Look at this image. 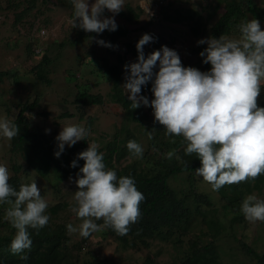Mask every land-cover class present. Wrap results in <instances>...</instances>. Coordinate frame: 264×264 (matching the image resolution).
Here are the masks:
<instances>
[{
    "label": "clouds",
    "instance_id": "clouds-1",
    "mask_svg": "<svg viewBox=\"0 0 264 264\" xmlns=\"http://www.w3.org/2000/svg\"><path fill=\"white\" fill-rule=\"evenodd\" d=\"M150 3L141 4L149 16L152 15ZM123 4L124 0H94L92 3L72 0V28L98 34L115 31L118 25L114 16L105 17L104 11L118 14ZM238 28V38L221 35L218 39L210 37L198 41V44H207L199 55L203 63L211 65L209 71L184 67L178 53L167 46L145 57L143 47L153 39L149 34H143L136 45L137 62L125 65L130 74L123 88L128 93L131 108H139L141 104L150 106L154 121L164 127L166 135L182 137L185 154H195L200 160L201 166L195 169V174L214 191L225 185L255 180L264 174V107L258 106L264 86V30L255 18L242 21ZM97 43L111 47L103 40ZM157 64L158 71L154 72ZM149 81L154 96L150 102L140 95L141 87ZM19 131L11 119L0 118V135L11 140ZM148 134L151 138L152 132ZM87 135L83 126H63L56 137L59 149L56 157L64 151L65 145L71 147ZM88 145L78 154L84 164L75 179L78 190L74 192L71 206L81 223L78 229L72 224L66 227L71 233L79 231L85 238L102 228H111L117 235L126 236L130 226L140 218L139 206L145 197L137 190L133 178H118L114 170L106 168L104 154L98 151L97 144ZM126 147L135 157H143L144 149L135 140H129ZM165 156L171 160L176 152L169 151ZM71 166L77 167V161ZM2 204L9 206L5 219L16 230L10 250L13 254L24 253L32 245L28 229L38 232L49 222L48 203L35 180L20 185L18 191L14 189L9 184L7 167L0 164ZM240 211L251 223L264 222V199L255 194L247 195ZM20 258L27 260L28 256Z\"/></svg>",
    "mask_w": 264,
    "mask_h": 264
},
{
    "label": "trees",
    "instance_id": "trees-1",
    "mask_svg": "<svg viewBox=\"0 0 264 264\" xmlns=\"http://www.w3.org/2000/svg\"><path fill=\"white\" fill-rule=\"evenodd\" d=\"M38 0H23L24 6L21 5L22 0H8L7 7L13 9V24L20 23L28 13L35 7ZM45 3L47 0H40ZM223 11L217 16L212 25L207 27L206 18L198 11H190V31L194 36H202L208 34L210 37L219 38L221 35L229 37L234 27L241 21L248 20L247 12L252 15L251 18L264 17V8L258 6L253 0H221ZM63 3L71 4L72 0H63ZM153 9L152 15H148L141 4L137 2L133 7L126 5L124 10L118 13L123 22L116 23L117 30H105L102 33H89L83 29L76 28V38L62 39L59 45L76 44V42H87L93 36H99L94 39L96 44L98 40H103L111 47L103 46L104 51L101 53L91 54L84 49L81 65L89 67L91 70L98 69V76L102 77L110 84L109 97L113 103L119 105L122 110V118L126 123H122L117 130L116 136L108 141L104 150H99L104 154V163L107 169L116 172L117 177L129 176L134 179L137 190L140 191L145 199L140 203V218L137 223L130 226V231L126 236H120L111 228H102L99 234L102 237H112L121 249L142 250L149 248L151 241L159 240L161 242H170L171 240L181 245L184 236L192 233L193 228L198 229V234L194 239L187 243L185 249L177 250L180 254L178 264H225L221 259V248L219 238L226 233L225 222L217 218L216 209L211 210L212 216L205 218L208 212L207 207L211 205L210 195L206 191L198 188L195 178V169L201 166L200 160L195 156L186 155L183 138L180 136H168L165 134L164 127L154 121L153 111L150 106L141 104L139 108L132 109L131 101L125 94L123 88V80L130 73L126 71L125 65L137 62L138 52L136 45L141 37H130L131 29L127 24L136 23L142 14H145L150 24L155 15L168 4ZM21 5V6H19ZM20 8L19 10H17ZM74 10L71 11V15ZM206 15V14H205ZM166 18L172 21H182L183 17L168 16ZM263 30V29H262ZM152 41L144 45L143 52L145 57L153 51L160 50L165 46L166 40L161 35L153 34ZM37 44V39H35ZM125 46L124 51H120V45ZM207 47V44H200L192 51L198 53L197 63L194 67L202 66L203 70L209 71L210 64L203 63V58L199 55ZM28 57L36 56V63L30 68V72L46 84H50L51 80L48 73L52 72L51 66L59 63L58 54H52L46 51V48H40L38 51L34 48L30 49L29 45ZM81 51V50H80ZM79 67H72L73 73H76ZM97 71V70H96ZM73 73L69 74L73 77ZM17 75V73H15ZM14 76L12 67L10 69L0 70V82L6 77L10 82H18V75ZM104 80H101L104 81ZM104 81V82H105ZM103 83V82H102ZM77 84V83H76ZM101 84V83H99ZM91 84L84 85L75 94V103L82 105H101L103 103L104 94L101 92L91 93L89 91ZM152 82L149 81L141 87L140 95L148 98L149 102L154 98L151 91ZM264 86L258 99V106L264 107ZM38 98L32 102L19 103V110L13 122L19 127L20 131L17 136L11 139V149L18 151L28 167L41 177L49 174L53 168L59 175L60 179L69 177H77L84 161L78 159V154L88 148V139L78 141L75 145L65 146L64 151L57 158L55 153L59 150L58 143L51 140L43 129L32 127L29 122L28 114L38 107ZM69 115L70 114H66ZM92 118L86 119L84 127L88 131ZM135 124H148L145 128V137H147L148 147L143 153L142 158H134L127 163L120 164V160L127 156L134 155L129 152L126 145L129 140H137V132L130 128L128 122ZM152 131V137L149 138L148 132ZM153 129H155L153 131ZM136 133H135V132ZM175 140V143L172 141ZM175 150L176 156L171 160L167 159L165 154ZM177 156L179 159H177ZM77 161V167H72L73 161ZM14 173L9 176V184L19 190L22 185L21 178L18 174L20 165L12 166ZM182 185L171 183V180L178 181L182 176ZM181 181V180H180ZM264 181V175H260L250 184V181L238 184L225 185L218 191L220 199L227 201L228 208L233 212L230 224L233 226L239 221L237 210L241 207V194L237 191L243 187L244 192L250 194L252 189L259 188V183ZM238 188V189H239ZM230 192V195L228 194ZM243 198V197H242ZM5 205V204H2ZM205 205L206 208H203ZM239 205V206H238ZM67 204L58 202L49 205L46 214L50 219L56 217ZM198 216L204 217L200 222L197 221ZM49 219L48 224L38 232L29 228L32 245L29 250H25L21 254H13L10 250L11 241L15 235V229L11 224L2 219L0 212V264H80V258L74 257L70 249L66 245L68 240L67 228L64 223L53 222ZM103 224V221H96ZM179 241V242H178ZM243 248L247 254L254 258V264H264V251H258L248 246L245 241H241ZM21 255H27V260H22ZM157 254L153 252H145L141 264H159L156 260ZM178 256V255H177ZM83 261V260H82ZM82 264H115L111 257L102 259L87 258Z\"/></svg>",
    "mask_w": 264,
    "mask_h": 264
},
{
    "label": "rangeland",
    "instance_id": "rangeland-1",
    "mask_svg": "<svg viewBox=\"0 0 264 264\" xmlns=\"http://www.w3.org/2000/svg\"><path fill=\"white\" fill-rule=\"evenodd\" d=\"M142 1L144 0H124L122 10L126 8L127 4L133 7L136 6L137 2L145 4ZM220 1L168 0L169 3L161 12L155 15L150 24H146L148 20L145 14H142L136 23L127 24L131 29L130 37H142L143 34H159L166 40L165 46L178 53L184 67H194L193 65L197 63L198 53H194L192 50L200 45L198 44L199 40L210 38V36L208 34L198 37L193 35L190 31V11L195 10L203 15L206 18L207 27H209L224 9ZM253 1L256 5L264 8V0ZM92 2L94 0H89V3ZM7 3L8 0H0V70L12 67L14 76L16 75L15 73L18 75V82H10L6 77L0 82V118L6 117L13 121L19 110V103H29L38 98L39 106L28 114L32 127L43 129L52 141L57 142L56 137L63 126L80 125L84 127L86 119L91 117L90 129L87 131L88 135L86 138L89 144L95 143L98 145L99 150H104L107 142L116 136L117 130L122 123H126V120L124 121L122 118V110L119 105L113 103L109 97L110 84L98 76L99 68L91 70L80 63L83 59L84 49H88L87 52L90 54L91 51L94 53H102L104 51L102 45L94 42V39H99L100 35L97 37L93 36L84 43L76 42L73 45H59L60 40L74 39L77 35V30L72 28L71 23L74 18V14L71 15V11L74 10L72 3H63V0H47L43 3L38 0L36 8L34 7L17 24H13L14 11L7 7ZM21 5L24 6L23 0ZM166 15H180L183 19L175 22L166 18ZM104 16H114L116 23L123 22L119 14H113L107 9L104 11ZM246 16L248 20L252 19V15L248 12ZM255 19L259 20L261 29L264 30V17H256ZM239 35L237 25L232 30L229 38H238ZM35 39H37V44H35ZM28 45L30 49L34 48L38 51L40 48H46L49 53L59 55V63H56V66L52 65V72L48 73L51 80L50 84L40 81L30 72V68L36 63L37 57L35 55L27 56ZM124 48L125 46L121 44L119 50L123 52ZM72 67H79L76 73H73ZM194 68L202 72L205 71L200 65ZM153 71H158V64ZM71 73H73V77L69 76ZM101 80L105 82L102 81V83ZM89 83L91 84V87H89L91 93L99 91L104 94L101 105L80 106L75 103L74 96L76 92ZM124 92L128 95L125 89ZM261 98L264 99L263 96ZM150 113L153 114V111H150ZM66 114H70V116ZM128 125L137 132L138 143L145 151L148 147V141L147 137H145V131L147 130L144 129L148 128V124H135L130 121ZM149 130L152 132L151 129ZM134 158L136 157L127 156L119 162L120 164L127 163ZM0 164L7 167L9 176L14 173L12 166L20 165L21 169L18 174L22 184L31 183L35 180L48 206L58 202H65L67 204L65 209L50 220L64 223L66 226L72 224L78 229L81 220L71 211V206L74 204L73 195L78 190L75 183L76 177L60 179L53 168H51L47 176H39L33 168L27 166L18 151L11 149V140L2 135H0ZM182 177L183 175L180 176L181 179L178 181L172 179L171 183L184 184ZM195 178L198 188L210 195L211 205H209V208L207 207L209 210H207L208 212L204 217L209 218L212 216L211 210L217 208L215 213L217 218L225 222L226 233L219 238L222 261L225 264H254V258L247 254L241 241H245L248 246L258 251H264V222L251 223L245 219L240 210H237L236 212L240 219L232 226L230 219L233 212L228 208L227 201L221 200L218 192L214 191L210 184L203 181L202 177H198L195 174ZM248 181H250V184L254 183V180ZM238 188L237 191L240 192L242 201L250 194H255L258 198L264 199V181L259 183L258 189L253 188L250 194H246L243 187ZM228 194L230 195V192ZM8 207L7 204L0 205L2 219L7 224L8 221L5 219V215ZM203 208H206L205 205H203ZM204 217L198 216L197 221L200 222ZM66 231L68 235L66 245L74 257L80 258V264L87 258L98 260L106 257H111L115 264H141L143 255L147 251L157 254L156 260L159 264H178L180 254H177L176 251L185 249L187 243L198 234V229L193 228L192 233L184 236L183 241L180 243L181 245H174L177 240H171L167 243L156 239L151 241L149 248L137 251L121 249L112 237H102L99 231L92 233L87 238L80 236L79 231L75 233L69 232L68 229Z\"/></svg>",
    "mask_w": 264,
    "mask_h": 264
},
{
    "label": "built area",
    "instance_id": "built-area-1",
    "mask_svg": "<svg viewBox=\"0 0 264 264\" xmlns=\"http://www.w3.org/2000/svg\"><path fill=\"white\" fill-rule=\"evenodd\" d=\"M168 2V0H144L142 1V3H145V5H147L148 3H150V9L151 11H153V9L158 8L162 5H165Z\"/></svg>",
    "mask_w": 264,
    "mask_h": 264
}]
</instances>
